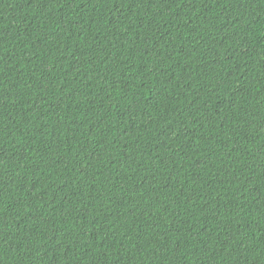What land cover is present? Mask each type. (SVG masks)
I'll return each instance as SVG.
<instances>
[{"label":"trees","instance_id":"1","mask_svg":"<svg viewBox=\"0 0 264 264\" xmlns=\"http://www.w3.org/2000/svg\"><path fill=\"white\" fill-rule=\"evenodd\" d=\"M0 264H264V0H0Z\"/></svg>","mask_w":264,"mask_h":264}]
</instances>
